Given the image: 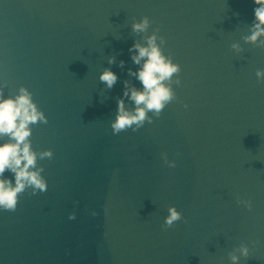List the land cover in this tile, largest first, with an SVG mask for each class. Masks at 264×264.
Wrapping results in <instances>:
<instances>
[{"label":"water","instance_id":"water-1","mask_svg":"<svg viewBox=\"0 0 264 264\" xmlns=\"http://www.w3.org/2000/svg\"><path fill=\"white\" fill-rule=\"evenodd\" d=\"M254 0H0V89L25 87L48 118L31 125L45 179L159 227L225 264H264V37L246 41ZM150 20L135 33L133 21ZM159 29L179 63L176 99L133 132L113 134L117 101L140 65L134 43ZM159 43V40L157 41ZM238 45V49L232 45ZM110 57L115 62L108 63ZM120 61H124L123 67ZM116 73L108 89L101 72ZM176 77H173L175 80ZM187 105V107H185ZM152 116V113H149ZM0 136V143L8 141ZM166 154L176 166L170 168ZM238 201H250L251 210ZM174 205L182 219L165 228Z\"/></svg>","mask_w":264,"mask_h":264},{"label":"clouds","instance_id":"clouds-1","mask_svg":"<svg viewBox=\"0 0 264 264\" xmlns=\"http://www.w3.org/2000/svg\"><path fill=\"white\" fill-rule=\"evenodd\" d=\"M254 5L251 35L246 37V41L253 44L257 43L260 37H264V0H254ZM150 23L149 18L144 16L139 21H133L132 30L135 33L147 32ZM158 32L157 28L151 35L145 37L146 44L137 42L129 49V51L135 49L131 59L140 67L136 71L129 69L128 72L140 81L142 89L129 86V82L125 81L123 97L131 100L134 108L129 110L125 106L124 98L118 99L116 117L111 122L114 135L128 129L136 132L145 122L151 124L153 117L158 118L163 109L176 99L172 85L178 86L181 83L179 79L181 66L173 62L171 54H164L162 45L166 41L163 36L158 35ZM232 47L238 49L236 44ZM114 62L115 58L110 57L108 63ZM123 65L124 61H120V66ZM255 75L258 82H264V70H257ZM174 76L175 80H173ZM99 79L111 89L118 77L111 69L105 68ZM149 113H152V116ZM47 123V116L34 102L32 93L27 88L21 87L18 95L7 98L3 89H0V136L9 138L8 141L0 143V210L16 211L20 197L29 188L32 190V195L47 191V180L42 175L44 168L38 166V160L51 159L54 155L53 151L45 149L37 153L33 150L29 139L32 135L31 125ZM163 159L170 168L176 166V162L169 160L166 154L163 155ZM6 171L12 173V178L5 176ZM238 203H243L248 210L252 208L250 201H238ZM167 212L163 225L165 228H171L182 219V213L174 205L169 206ZM75 218V212L69 214L70 220ZM237 251L245 259L249 257V248L246 245L242 244ZM240 256L230 253L232 264H238Z\"/></svg>","mask_w":264,"mask_h":264}]
</instances>
